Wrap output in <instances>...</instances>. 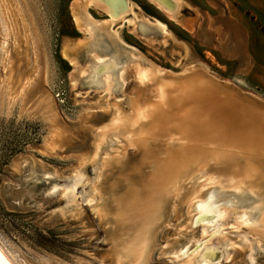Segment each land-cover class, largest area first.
Masks as SVG:
<instances>
[{
	"label": "rangeland",
	"instance_id": "374dc122",
	"mask_svg": "<svg viewBox=\"0 0 264 264\" xmlns=\"http://www.w3.org/2000/svg\"><path fill=\"white\" fill-rule=\"evenodd\" d=\"M128 1L134 11L111 23L108 13L88 0H0V246L16 264H117L118 198L133 181L143 185L154 167L138 143L142 136L129 145L126 123L119 129L113 122L129 116L135 98L157 102L156 83L137 80L135 62L126 84L115 81L111 90L98 74H83L98 47L86 46L90 35L76 22L84 6L117 34L115 39L101 32L104 52L114 63L133 51L166 79L205 78L218 85L206 70L231 82L257 105L230 93L264 112V0H181L177 19L150 0ZM208 104L196 103L205 109ZM228 108L211 116V126L229 128L235 115L242 119L237 127L246 130L244 113ZM105 126L109 132L103 138ZM171 127L148 126L157 133L153 146L160 152L170 144L159 134ZM258 127L264 136V127ZM205 180L193 175L170 199L156 225L148 264H187L199 241L213 249L215 259L203 263L198 255L196 264H264V236L248 225L239 227L237 220L247 207L261 208L264 193L235 194ZM205 187L216 191L221 209L228 208L224 218L197 222L202 212L189 202L199 190L208 192ZM180 245L188 255L178 259L171 250Z\"/></svg>",
	"mask_w": 264,
	"mask_h": 264
},
{
	"label": "bare ground",
	"instance_id": "6f19581e",
	"mask_svg": "<svg viewBox=\"0 0 264 264\" xmlns=\"http://www.w3.org/2000/svg\"><path fill=\"white\" fill-rule=\"evenodd\" d=\"M150 1L168 12L171 18L177 19L180 16L183 5L181 0ZM89 4L104 9L111 18V23L125 13L134 11L128 0H88ZM75 17L79 27L90 35L89 44L87 43L86 46H98L91 57L92 65L84 69L83 74L89 70L92 71L91 73L98 74L102 78L100 80L102 85L107 90H111L115 81L121 82L122 85L126 84L125 74L131 68H134L136 79L140 82L154 81L156 83L154 93L158 98L157 102L149 103V100H144L142 97L135 98L129 116L123 122L122 116H117L113 122V125L119 129L122 128L119 123H126L128 131L126 141L129 145L132 144L134 137L142 136L141 139H138V143L143 145L147 152L146 160L150 161L152 165L154 164L153 170L147 176V181L143 180V185L139 187L133 181L128 191L118 198L115 211L116 224L122 233L116 236V240L115 237L113 238L117 264H148L157 223L164 217L170 199L179 194L181 189H184V183L193 175L199 174L200 177L206 178L205 181L210 182L208 184L210 186L218 185L220 189L227 191L233 189L234 191L231 193H249V191L258 193V195L264 193V136H261L262 131H259L258 127H264V112L257 111L255 107L245 104L235 96L234 94H237L245 99V95L231 87V82H223L222 79L211 75L206 70V76L211 80L215 77L218 80V82L215 81L218 85L205 78H185L180 81L166 79L163 77L162 70L145 67L140 62L141 57H137L133 51H129L130 53H127L122 59L120 58L122 55L119 53V64L118 62L114 63L112 55L106 53L107 51L104 52L101 32L106 31L115 39H117V34L110 32L109 26H104L93 20L85 6L82 13ZM137 21H134V25H137ZM129 22L132 24L133 20L131 19ZM145 22L147 23V21ZM158 25L163 31H167L165 24L158 22ZM134 62L133 67L129 68ZM77 63L79 64L78 61H76ZM204 99L209 103L206 109L196 105ZM245 100L257 105L254 100ZM173 102H175L174 106ZM227 107L235 112L244 113L243 124L248 127L246 130L237 127L236 122L240 123L242 119L240 120L235 115L229 117L230 122L227 124L229 128L222 129V127L211 126V116ZM144 120H147V123ZM152 122L172 125L164 133L159 134L160 138L168 136L170 144V147L162 149L161 152L159 148L153 146L155 142L152 138L157 133L154 134L155 130L152 131L148 128ZM258 123L262 125L256 126ZM109 126L103 128V138L107 137ZM248 130L250 131L247 132ZM101 145L103 146V144ZM214 175L222 178H217ZM56 186L58 187V185ZM55 188L54 186L52 189ZM199 191L194 193V197L189 202V208L202 213L207 211V213L204 216L201 213V217H197V222L201 220H210L211 222V219L217 220L222 216L224 218L228 213V208L221 209L219 207L216 191L207 190L206 193ZM263 201L264 198L262 204ZM235 207L238 208L237 205ZM234 210L237 212L235 208ZM239 214L240 217L237 219L239 227L248 225L256 235L264 236V204L261 208L247 207ZM204 230L209 231L206 226H204ZM205 231L203 233L206 234ZM199 242L196 253H193L194 256L185 260L187 264H196L198 255H201L203 263L215 259L213 249H209L205 243V247L201 246V242ZM200 247L201 249H199ZM182 249L181 245L175 246L171 252L175 254L176 258L181 259L187 254Z\"/></svg>",
	"mask_w": 264,
	"mask_h": 264
},
{
	"label": "water",
	"instance_id": "95a60500",
	"mask_svg": "<svg viewBox=\"0 0 264 264\" xmlns=\"http://www.w3.org/2000/svg\"><path fill=\"white\" fill-rule=\"evenodd\" d=\"M0 264H16L0 246Z\"/></svg>",
	"mask_w": 264,
	"mask_h": 264
}]
</instances>
